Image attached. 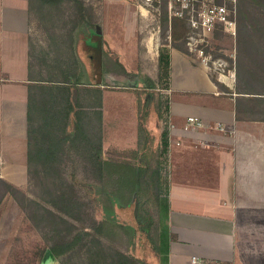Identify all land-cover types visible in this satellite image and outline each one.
I'll return each instance as SVG.
<instances>
[{"label":"crops","instance_id":"0c3cea01","mask_svg":"<svg viewBox=\"0 0 264 264\" xmlns=\"http://www.w3.org/2000/svg\"><path fill=\"white\" fill-rule=\"evenodd\" d=\"M29 1L0 0V172H28L29 97L34 84L46 83L37 80L30 67L37 27ZM258 28L248 26L256 36L242 46L238 26L235 36L228 34L238 45L239 58L238 67L235 61L229 73L224 72L226 59L222 70H214L190 51L153 46V42L145 57L155 48L153 58L159 65L161 53L167 50L170 74L160 65L155 73L149 71L140 56L137 67L127 68L131 72L142 68L156 81L169 80L167 87L160 83L157 89L161 117L155 108L149 117L150 127L154 117L159 120L155 134L160 136L163 122L169 137L161 154L162 192L168 204L167 264H264V119L237 114L236 109L242 95L239 84L247 81L246 76L260 81L264 76V25ZM100 30L103 44L99 34L85 35L79 42L93 81L100 80L101 58L108 61V34ZM252 50L262 57L252 58ZM114 60L125 65L117 57ZM250 66L262 69L250 71ZM116 69L117 65L104 74L107 85H101L104 155L137 161L139 88L109 87L119 76ZM111 91L112 104L107 99ZM189 116L199 117L204 125L187 127ZM194 257L199 261L194 262ZM41 264L61 263L47 251Z\"/></svg>","mask_w":264,"mask_h":264},{"label":"trees","instance_id":"16d2710c","mask_svg":"<svg viewBox=\"0 0 264 264\" xmlns=\"http://www.w3.org/2000/svg\"><path fill=\"white\" fill-rule=\"evenodd\" d=\"M255 1L264 3V0ZM65 2L74 8L68 38L63 40L69 45L68 51L47 48L39 54L35 47L31 50V70L37 72V80L46 83L34 84L36 87L29 97L28 173L38 174L45 189L40 206L49 219L46 221L53 225L48 248L61 264H69L72 255L82 250L99 258L103 242L110 233L119 230L126 238L128 248L123 250L109 245L114 252L111 264H151L134 251L142 235L147 236L161 263L167 264L168 204L162 192L160 157L168 146L169 137L166 129L157 136L149 125L154 108L161 117L158 108L161 104L156 102V96L162 82L156 81L142 68L139 72H131L111 57L106 63L104 57L101 58L100 80L93 82L85 61L77 54L80 38L85 35L99 34L100 42H105L102 30H98L93 8L85 0H30L29 11L32 16L44 17L51 13L50 7H60ZM246 10L244 6L241 8L238 24L240 46L256 36L248 31L249 25L258 31L261 30L258 26L263 24L260 21L253 23V20L247 23L251 17ZM175 19L184 24L187 22ZM216 31L222 29L218 27ZM262 32L264 37V30ZM185 39L186 35L184 44ZM173 47L187 51L180 44H173ZM105 54L110 55L106 51ZM168 62V57L161 54V71L168 73ZM116 65L127 77H135L126 87L139 88L141 97L137 161L104 155L101 85H107L103 76ZM250 68L255 72L262 69ZM246 77L247 81L239 84L238 92L242 95L237 98V114L264 119V76L261 81L252 80L254 75ZM83 96L87 101L82 100ZM0 184L3 187L0 189L1 202L5 193L16 190V187L1 177ZM51 184L54 187H50ZM130 206H134L135 223L122 220L119 214V209Z\"/></svg>","mask_w":264,"mask_h":264},{"label":"rangeland","instance_id":"374dc122","mask_svg":"<svg viewBox=\"0 0 264 264\" xmlns=\"http://www.w3.org/2000/svg\"><path fill=\"white\" fill-rule=\"evenodd\" d=\"M144 1L85 0L87 5L93 8L96 23L108 34L106 53L110 55H107L106 59H108V56H112L111 58L113 59L117 57L125 63L127 68L132 70L137 67L136 61L140 56L143 60L142 65L155 73L160 65L153 58V51L157 50L154 48L152 53H149V57H145L148 54V44L150 42L154 43L153 46H156L157 43L159 45L162 44L163 48H167V45L180 44L191 52L186 44L190 28L187 22L184 24L183 22H178L174 17L171 18L168 6L169 0H162L155 7L148 6ZM243 6L251 17V21L247 23H252L253 20V23L260 21L264 25V3L255 0H239L238 24L241 19V8ZM73 9L71 3L65 2L60 7H50L51 13H48V16L36 17V14L33 16L37 27L33 37V47L39 54L47 48L57 52H61L58 49L68 51L69 45L65 44L63 40L68 38L67 31L70 28ZM116 50L119 56L115 53ZM163 51L161 54L167 56L168 51ZM204 52L212 60H217V64L226 59L228 65L226 64L224 72L229 73L231 67L235 66V61L236 67H238V45L237 43L235 45L234 39L224 31H215L212 34ZM192 53L198 58L197 52L193 51ZM251 53L253 55L252 58L258 59L262 57L257 50H252ZM77 54L84 60L83 54L84 56L86 54L80 49V43L78 44ZM169 64L170 62H168L167 67L168 75L170 74ZM211 64L213 63L211 62ZM165 65H167L166 61ZM213 66L211 65V69H213ZM116 70L119 76L114 81H111L110 86L127 90V84H131L135 77H127L120 70V66H117ZM219 73L222 72L220 71ZM212 74L213 77H216L215 72ZM162 84L168 86V78L167 80L164 79ZM112 92L108 94L107 98L110 104L114 103L113 97L115 96ZM82 100L87 101L85 99ZM124 115L127 118L128 112L125 111ZM159 125V120L154 117L151 129L157 132ZM162 127L164 130L165 124L163 122ZM37 176L38 174L30 175L28 172H0L1 178L11 182L16 187V190L12 189L10 193H5L0 202V264H41L45 253L50 251L48 246L53 234V225L46 221L49 219L45 216L40 206L42 202L41 196L45 189ZM50 187H54V185L51 184ZM2 188L0 184V189ZM133 207L119 209L122 220L135 223ZM110 239L113 242H110ZM112 244L123 250L128 248L124 235L119 230H115V233H110V236L103 242V247H101L103 249H100L98 254L99 258L87 250H82L72 255L69 264H111L114 258L111 260V256L114 252L109 245ZM109 249H111V252H109ZM134 251L151 264H160L146 235L140 236Z\"/></svg>","mask_w":264,"mask_h":264},{"label":"built area","instance_id":"2783aa9c","mask_svg":"<svg viewBox=\"0 0 264 264\" xmlns=\"http://www.w3.org/2000/svg\"><path fill=\"white\" fill-rule=\"evenodd\" d=\"M161 2L162 0L144 1L150 7H155ZM168 6L171 18L184 19L189 25L190 31L186 41L188 49L197 52L198 58L206 65H214V70H222L225 61L217 64V60H212L205 54L204 49L218 27L228 34H237L239 0H169ZM203 125V121L197 116H189L187 119V127ZM220 128L225 129L222 126ZM193 261L199 260L194 257Z\"/></svg>","mask_w":264,"mask_h":264},{"label":"water","instance_id":"95a60500","mask_svg":"<svg viewBox=\"0 0 264 264\" xmlns=\"http://www.w3.org/2000/svg\"><path fill=\"white\" fill-rule=\"evenodd\" d=\"M101 29V27L100 26H98V30H100Z\"/></svg>","mask_w":264,"mask_h":264}]
</instances>
